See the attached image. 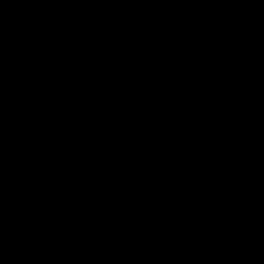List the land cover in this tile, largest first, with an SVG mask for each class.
Instances as JSON below:
<instances>
[{
	"label": "water",
	"instance_id": "95a60500",
	"mask_svg": "<svg viewBox=\"0 0 264 264\" xmlns=\"http://www.w3.org/2000/svg\"><path fill=\"white\" fill-rule=\"evenodd\" d=\"M0 264H264V0H0Z\"/></svg>",
	"mask_w": 264,
	"mask_h": 264
}]
</instances>
